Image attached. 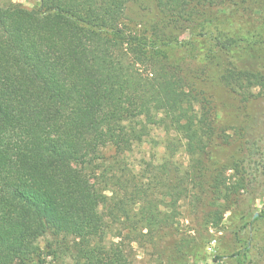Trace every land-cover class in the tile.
I'll return each mask as SVG.
<instances>
[{"label":"trees","instance_id":"16d2710c","mask_svg":"<svg viewBox=\"0 0 264 264\" xmlns=\"http://www.w3.org/2000/svg\"><path fill=\"white\" fill-rule=\"evenodd\" d=\"M257 10L264 0L0 6V264L200 260L209 229L254 200L244 194L264 139L251 122L264 100ZM156 129L162 157L130 163ZM245 213L235 233L264 220Z\"/></svg>","mask_w":264,"mask_h":264},{"label":"rangeland","instance_id":"374dc122","mask_svg":"<svg viewBox=\"0 0 264 264\" xmlns=\"http://www.w3.org/2000/svg\"><path fill=\"white\" fill-rule=\"evenodd\" d=\"M8 3H13L29 10L35 7L37 0H0V6ZM255 16L257 21L264 19V10H257ZM214 71V75L210 78L213 84H216L219 73L217 70ZM213 78L215 79L213 80ZM217 91L219 92V90ZM228 111L230 112L231 109H228ZM251 122L260 128H264V100L260 101L258 108L254 110ZM163 139L164 133L161 130H153L148 141L134 146L129 154V162L141 165L150 160L153 162L158 161L163 154ZM259 145L260 150L258 153H254L251 159L255 160L257 164H251L255 171L253 173L255 180L251 182L248 192L244 194V196L247 195L249 201L254 199L251 206L248 207L247 199H243L242 204L235 209L236 215L231 214V212L225 214L221 229H209L211 238L204 248L200 260L193 264H264V220H259L253 226L248 225L246 229L238 233H235L233 229L234 221L240 218L242 211L248 212L247 214L245 213L244 218L247 222L256 219L264 212V139ZM222 158L225 162H229L230 153L228 150H225ZM179 159L182 162L187 160L184 155L179 156ZM250 162H248V166H250ZM70 166L87 179L91 189L97 188L96 181L82 170L81 165L77 162H71ZM229 174H231V171L227 172V176ZM185 223L187 224V222ZM151 259V255L145 256L146 261Z\"/></svg>","mask_w":264,"mask_h":264}]
</instances>
